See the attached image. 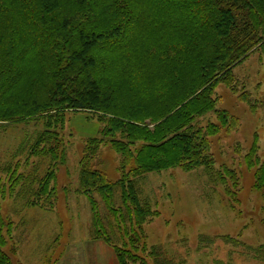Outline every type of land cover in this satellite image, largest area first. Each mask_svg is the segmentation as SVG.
<instances>
[{
    "label": "trees",
    "instance_id": "trees-1",
    "mask_svg": "<svg viewBox=\"0 0 264 264\" xmlns=\"http://www.w3.org/2000/svg\"><path fill=\"white\" fill-rule=\"evenodd\" d=\"M254 53L264 58V0H0V126L33 129L0 165V201L56 208L66 114L87 113L102 126L84 145L75 188L90 208V239L110 247L116 264H169L147 246L144 227L159 212L139 184L174 169H202L226 189L237 183L210 152L212 138L238 129L216 109L215 91L232 86L234 68ZM211 112L216 121L200 125ZM101 147L119 156L114 181ZM258 150L254 142L243 161L264 202ZM3 215L0 264H14L16 225Z\"/></svg>",
    "mask_w": 264,
    "mask_h": 264
},
{
    "label": "rangeland",
    "instance_id": "rangeland-1",
    "mask_svg": "<svg viewBox=\"0 0 264 264\" xmlns=\"http://www.w3.org/2000/svg\"><path fill=\"white\" fill-rule=\"evenodd\" d=\"M231 85L217 87L216 109L230 112L238 129L212 138L210 152L216 167L236 170L237 183L228 182L226 189L213 185L202 169H174L148 174L139 184L141 196L159 212L144 227L147 246L158 248L169 264H264V202L253 171L243 161L254 142L264 158V58L254 53L236 66ZM240 91L250 96L254 108L239 99ZM199 121L204 126L216 119L211 112ZM101 128L87 113L66 114L67 164L57 173L59 199L53 211L24 209L16 198L0 201L1 213L16 225L9 244L16 245L14 264H116L110 247L90 239V208L75 193L82 150L87 139L99 137ZM32 130L18 124L0 126V165L10 161ZM100 160L107 177L116 180L119 156L101 147Z\"/></svg>",
    "mask_w": 264,
    "mask_h": 264
}]
</instances>
